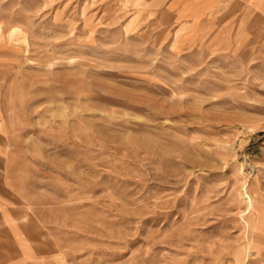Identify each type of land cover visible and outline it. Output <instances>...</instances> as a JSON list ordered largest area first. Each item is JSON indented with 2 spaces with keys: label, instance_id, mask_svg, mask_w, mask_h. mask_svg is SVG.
Returning a JSON list of instances; mask_svg holds the SVG:
<instances>
[{
  "label": "rangeland",
  "instance_id": "rangeland-1",
  "mask_svg": "<svg viewBox=\"0 0 264 264\" xmlns=\"http://www.w3.org/2000/svg\"><path fill=\"white\" fill-rule=\"evenodd\" d=\"M194 32L163 0H0V190L39 264H264V44Z\"/></svg>",
  "mask_w": 264,
  "mask_h": 264
},
{
  "label": "crops",
  "instance_id": "crops-1",
  "mask_svg": "<svg viewBox=\"0 0 264 264\" xmlns=\"http://www.w3.org/2000/svg\"><path fill=\"white\" fill-rule=\"evenodd\" d=\"M163 3L176 18L191 24L194 35L211 37V44L220 49L228 48L232 43L230 36L241 28L250 36V44H264V0H163ZM1 188L0 264H39V252L34 246L36 235H30L28 230L33 225L29 223L26 227L19 220H6V188Z\"/></svg>",
  "mask_w": 264,
  "mask_h": 264
}]
</instances>
